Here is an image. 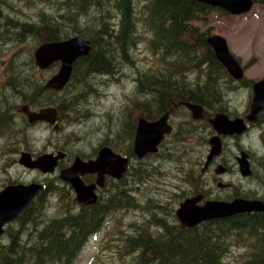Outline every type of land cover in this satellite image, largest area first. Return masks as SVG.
<instances>
[{"label":"rangeland","instance_id":"1","mask_svg":"<svg viewBox=\"0 0 264 264\" xmlns=\"http://www.w3.org/2000/svg\"><path fill=\"white\" fill-rule=\"evenodd\" d=\"M61 1L4 0V16L0 19V103L5 102L7 107L14 108L11 110L13 114L17 112L14 117L7 120L6 129L0 133L5 134L0 138V191L10 183L38 182L44 185L52 183L59 187L57 192L46 194L48 203L43 209V215L47 220L61 218L68 212L75 216L79 208L70 204L71 196L66 190L67 184L59 181V171L46 174L38 169L26 167L19 163L21 152L25 149L31 151L34 156H38L45 152L57 153L56 151L61 149L63 152H79L81 155L88 156L94 150L97 151L103 148L102 146L109 145L119 153L130 155L134 137L130 135V129L125 125L136 123L139 116H142L139 108H136L137 102L145 101L150 97L149 92L139 90L136 79L140 73L158 70L160 66L159 56L149 46L150 40L154 38V32L145 21V0H134L136 9L140 13H138L140 15L139 32L143 33L145 38L133 50V62L118 61L119 67L115 76L92 75L88 80L93 88L83 87L82 83L76 80L66 89L56 91L53 95L55 104L46 100L51 94H45L42 98L48 101V104L45 103L47 106L56 107L59 102L68 104L62 112L57 107L62 117L56 122L59 125L58 128L55 127L56 124H48L49 122L27 124L25 118L19 113L18 107L21 105L19 96L12 90V86H9L10 73L18 72L28 75L32 80L42 82L44 87L59 66L47 70L37 69L34 51L41 44L39 39L33 36L22 35L21 37V34L17 33V30H21L20 27L13 28L9 25V20L21 22L39 20L38 14L42 10L51 14L60 12ZM113 14L116 15L117 11H113ZM53 15L56 16V14ZM97 16L98 14L94 12L84 15L81 19L82 26H97L100 22L97 21ZM112 21L117 23L118 19ZM192 23L200 32L210 29L209 35L224 36L230 50L240 59L245 68V76L241 80H236L228 74L220 73L218 76L217 73H213L222 89L221 100L214 102L215 104L212 103L214 108L211 107L212 110L206 113L212 117L218 111H225L231 117L245 115L250 109L253 84L264 77V0L255 2L253 8L245 14H225L210 10L205 14L204 19L197 18ZM9 26L11 30H8ZM66 31L68 33V30ZM67 35L63 34L65 37L62 39L67 38ZM205 65L199 72L196 70L185 74L184 79L189 87H193L199 81L196 80L199 73H201L200 81L204 82L207 79L209 68ZM75 84L79 87L77 88ZM175 102L178 101H174L172 105ZM41 108L43 107L37 104L32 110ZM220 108L223 110H217ZM260 118L261 120L259 119L260 121L244 135L227 138L222 156L203 172L206 157L210 151L209 139L216 132L208 119H194L187 107H174L170 118L174 131L166 138L160 152L143 159H138L133 153L132 157L135 160L128 174L119 181L118 189L129 188L138 206L110 212L102 227L96 234L88 236L77 256L67 264L134 263L137 252L133 251L127 255L125 251H121L123 248L127 249L126 235L137 234L136 226L148 227L155 235L163 233V227L154 222L153 214H157L168 225L176 226L180 230L181 226L176 216L180 202L199 193H204L207 199H230L236 196L264 198V110ZM189 127L193 130L192 133L185 131ZM3 145L6 147L5 150ZM243 150L250 154L254 173L248 178L240 173L236 159ZM220 164L229 166V170L225 173H217L216 169ZM219 182L231 183L232 186L229 189H223L219 187ZM113 183L111 182L112 185ZM108 187H111L113 192L110 188L109 192L105 193L106 198L114 191H118L112 186ZM66 216L69 217L68 214ZM70 220H72L71 217H69ZM29 223V221L16 220L10 224V226H16V231L21 229L22 243H29L31 235H39L44 228L38 224L35 230L34 225ZM7 236L4 238L8 239ZM4 238L1 240L3 241ZM252 250L249 239L244 241L243 238L234 236L228 241L224 262L249 264V252ZM1 261L0 259V263ZM50 263L62 264L59 260Z\"/></svg>","mask_w":264,"mask_h":264},{"label":"trees","instance_id":"2","mask_svg":"<svg viewBox=\"0 0 264 264\" xmlns=\"http://www.w3.org/2000/svg\"><path fill=\"white\" fill-rule=\"evenodd\" d=\"M259 1L261 0H255ZM144 3L145 21L154 32V38L150 40L149 46L159 56L160 66L158 70L140 73L136 79L139 90L150 93L147 100L137 102L136 108H139L142 116L145 115L149 119H155L169 109L171 112L174 111L172 105L174 101H191L205 105L206 111L209 112L214 108L212 103L221 100L222 91L219 80L213 73H217L218 76L220 73L232 76L216 58L213 48L207 42L211 30L200 32L192 22L197 18L204 19L210 10L229 13L197 0H145ZM3 11L4 0H0V19L4 16ZM59 11L51 14L42 10L38 14L39 20L21 22L10 19L9 25L17 29L20 27L21 30H17V33L21 34V37L33 36L39 39V43L62 40L65 37L63 34H68L67 38L76 33L89 38L93 48L87 56L81 57L75 63L69 85L78 80L83 87L93 88L88 80L92 75L115 76L118 72V61L133 62V50L139 42L144 41L145 35L139 32L140 15L134 0H62ZM113 11H117V14L114 15ZM91 12L98 14L96 19L100 21L99 24L82 26L81 19ZM117 19V23H113L112 20ZM10 26L7 27L8 30H11ZM203 65L209 68L207 79L204 82L200 81L199 73L196 77L199 81L193 87H189L184 79L185 74L196 70L199 72ZM10 74L9 86L19 90L16 92L17 96L31 98L30 93L28 95L29 90L43 88L42 82L32 80L28 75L18 72ZM75 85L79 87L78 84ZM44 92H32L41 98L38 102L40 106L45 105L42 98L45 97ZM23 102L31 103L28 99H24ZM67 105L59 102L57 107L62 112ZM136 125L137 121L125 125L133 137ZM185 130L193 132L190 128ZM51 186L56 190L59 188L51 183L48 189ZM46 194L45 192V195L37 197L17 219L19 222L29 221L35 230L38 224L44 226L41 233L32 234L29 243H22L21 229L16 231V226L8 225L4 235L0 237L2 260L0 264H51L50 262L57 260L67 264L77 256L88 236L102 227L110 212L138 206L136 198L130 194V189L125 187L114 191L106 205L98 203L93 206L94 210L82 209L76 220L69 212L67 214L72 219L70 221L67 214L58 219L47 220L43 215V209L48 203ZM101 206L104 208L101 209ZM80 219L81 224L88 223L89 227H86L78 238L75 234L79 233L81 227L76 223ZM153 220L163 227V233L155 235L148 227L136 226L137 234L126 235L127 249L123 248L121 251H125L127 255L133 251L137 252L134 263L129 264H226L224 257L228 241L234 236L249 239V246L253 249L249 252V264H264V212L209 220L203 222L202 226L200 224L199 228L197 226L196 229L182 231L176 226L168 225L157 214H153ZM6 235L8 239L10 237L9 244L8 239L4 238ZM121 257L123 258V254Z\"/></svg>","mask_w":264,"mask_h":264},{"label":"water","instance_id":"3","mask_svg":"<svg viewBox=\"0 0 264 264\" xmlns=\"http://www.w3.org/2000/svg\"><path fill=\"white\" fill-rule=\"evenodd\" d=\"M207 5L224 9L231 14L240 15L249 12L255 0H198ZM207 42L213 48L216 58L225 66L229 74L236 80H241L245 76V68L239 58H237L229 48L227 39L219 34L209 35ZM93 48L92 41L82 35H73L69 38L41 43L34 51L35 65L40 70H47L54 63H59L58 71L49 77L45 88L61 91L70 82L75 63L84 56H87ZM184 104L193 114L194 119L205 117L204 106L189 101L176 103ZM30 123L47 121L56 124L60 119L57 107H43L39 110H31L28 105L23 107ZM264 110V78L254 82L253 97L250 104L246 120L241 117L231 118L226 112H217L209 119L215 130V134L209 139L210 151L206 157L203 172L206 171L213 160L219 157L224 149L223 137L229 135L244 134L249 123H256ZM169 112H165L159 118L150 120L140 117L137 123L134 136V152L138 159H143L148 154L159 151L160 144L167 135L173 131V125L169 121ZM59 127L58 124L55 125ZM66 152H47L38 155L36 158L28 152H22L19 163L22 165L39 169L43 173L53 174L56 172L58 162L63 159ZM239 170L242 176L248 177L253 174L250 163V154L243 150L237 156ZM129 157L115 152L111 147L101 148L94 159L87 161L77 156L74 163L62 169L59 177L70 182L77 193L78 200L86 204L95 203L97 195L95 193L96 184H85L81 175L86 173H98L97 184H104L105 174H110L117 179H122L127 172ZM226 170L223 164L216 169L217 173ZM222 186V185H220ZM44 192V185L38 182L8 184L0 191V236L5 232L8 224L16 221L32 204V202ZM204 194L188 197L182 201L176 210V215L183 227H194L200 223L222 217H229L254 211L264 212L263 199H247L237 197L231 201L222 199H211L203 201Z\"/></svg>","mask_w":264,"mask_h":264},{"label":"flooded vegetation","instance_id":"4","mask_svg":"<svg viewBox=\"0 0 264 264\" xmlns=\"http://www.w3.org/2000/svg\"><path fill=\"white\" fill-rule=\"evenodd\" d=\"M59 66V63H54L50 68H52V67H56V66ZM59 68V67H58ZM56 73V72H55ZM54 73V74H55ZM52 76V75H51ZM66 89V88H65ZM12 90L13 91H15V92H17V91H19V90H17V89H14V88H12ZM40 91H42V92H44L45 94H51L50 95V97H49V101H54V98H53V95L54 94H56V91L57 90H55V89H51V88H45V87H43L42 89H40V90H36V89H32V91L31 90H29V92H28V95H29V93H30V97L31 98H24V97H22L21 95L19 96V99H20V101H21V105L18 107L19 108V113H21V115L25 118V122L27 123V124H31V125H33V124H39V123H47V121H38V122H35V123H30L29 121H28V118H27V116H26V114L23 112V107L24 106H26V105H28L29 107H30V109L32 110V108H34L37 104H38V102L40 101V97H36V95H34L33 93L34 92H40ZM33 92V93H32ZM31 93L33 94V96L31 95ZM41 95V94H40ZM24 99H28L31 103H28V102H23L24 101ZM47 100V99H46ZM48 101H45L44 102V104L46 103V104H48L47 103ZM179 102H181V101H178V102H175L174 103V107H177V106H185L184 104H180V105H178V104H176V103H179ZM45 106H47V105H44V106H42V107H45ZM49 106H54V105H49ZM49 106H47V107H49ZM56 107H57V105H56ZM186 107V106H185ZM11 110H14V108H11V106H9V107H7L6 106V104H5V102H2V103H0V133H3L4 132V130L6 129L5 127H6V124H7V120H9V119H11V117L13 116H15V114L17 113H15V114H13V111H11ZM39 110V109H38ZM37 111V110H36ZM190 113H191V116H192V118H193V114H192V112L190 111V110H188ZM166 112H169V114H170V116H169V121H170V118H171V115L173 114V111L171 112L170 111V109L169 110H167ZM207 111H206V108L204 109V113H205V119H208V122H209V119L210 118H212V116H208V113H206ZM218 112H225V111H218ZM165 113V112H164ZM163 113V114H164ZM217 113V112H216ZM215 113V114H216ZM263 113V112H262ZM262 113H261V116H262ZM215 114H214V116H215ZM228 114V113H227ZM162 115V114H161ZM161 115H159L158 117H156L155 119H157V118H159ZM229 115V114H228ZM246 115H247V113L245 114V115H237V116H234V117H231V115H229V117H231V118H236V117H241V118H244L245 120H246ZM7 116H9V117H7ZM260 116V117H261ZM61 115H60V119H59V121L61 120ZM148 118V117H147ZM203 118V119H204ZM149 119V118H148ZM155 119H150V120H155ZM260 120H261V118H260ZM259 120V121H260ZM258 121V122H259ZM247 123H248V121H246ZM257 122V123H258ZM60 123V122H59ZM170 123H171V121H170ZM210 123V122H209ZM257 123H255V124H251L250 126H249V128H248V130H247V132L250 130V128L253 126H255ZM48 124H50V123H48ZM172 124V123H171ZM173 125V124H172ZM211 125V124H210ZM212 126V125H211ZM136 127H137V125H136ZM136 127H135V132H136ZM173 131H174V125H173ZM173 131H172V133H173ZM171 133V134H172ZM246 133V132H245ZM170 134V135H171ZM2 135H5V134H0V138H2ZM135 135V134H134ZM242 135H244V134H242ZM169 135H167L166 136V138L168 137ZM234 136H241V135H229V136H225V137H223V141H224V149H223V152H222V154L224 153V151H225V140L227 139V138H229V137H234ZM166 138H165V140H166ZM164 140V141H165ZM164 141L160 144V146H159V151L158 152H160V149L162 148V145H163V143H164ZM9 144H11V143H9ZM104 146H109V145H104ZM104 146H102V147H104ZM111 147V146H110ZM3 148H4V150H5V146L3 145ZM112 148V147H111ZM132 152L130 153V155H128L127 153H124L123 155H125V156H127V157H129V159H130V163H129V166H128V169H127V172L125 173V174H127L128 173V171L130 170V168H131V166H132V163L134 162V157H132V154L134 153V155H135V152H134V147H133V145H132ZM113 149V148H112ZM99 150H100V148L97 150V151H93L92 153H90V154H88V156H84V155H81L79 152H74V153H72V152H67V151H65L66 152V155H65V157L63 158V159H60L59 160V162H58V166H57V168H56V172L55 173H57L58 171L60 172L62 169H64V168H67V167H69V166H71L73 163H74V161H75V159H76V157L77 156H80L83 160H85V161H87V160H89V159H94V158H96L97 157V155H98V152H99ZM114 150V149H113ZM25 151H28V150H23L22 152H25ZM60 151H62V150H60ZM115 152H118V151H116V150H114ZM21 152V153H22ZM28 152H30L32 155H33V153L31 152V151H28ZM56 152H59V150L58 151H56ZM157 152V153H158ZM46 153V152H45ZM119 153V152H118ZM157 153H155V154H157ZM122 154V153H121ZM154 154V155H155ZM222 154L219 156V157H221L222 156ZM149 155H153V154H148L147 156H145L144 158H146V157H148ZM136 156V155H135ZM33 157L34 158H36L37 156H34L33 155ZM137 157V156H136ZM218 159V157L217 158H215L214 160H213V162L210 164V166H209V168L214 164V162H216V160ZM236 159H237V156H236ZM208 168V169H209ZM225 168H226V170L224 171V172H222V173H225L227 170H229V166H225ZM254 174V173H253ZM252 174V175H253ZM251 175V176H252ZM97 176H98V173H86V174H84V175H81V177H82V179H83V181L85 182V184H96V186H95V193H96V195H97V201L95 202V203H91V204H86V203H84V202H81V201H79L78 200V196H77V193H76V191L74 190V188L72 187V185L70 184V182H68V181H65V180H63V179H61L60 177H59V181H62V182H64V183H66L67 184V187H66V190H68V193L70 194V196H71V205H73L74 207H78L79 208V212H77V213H75V214H77V215H75L73 218H74V220H76V218L77 217H79L78 215H79V213L82 211V209H91V210H94L95 209V207H93V206H95V205H97L98 203H101V204H103V205H106V203L108 202V199L110 198V197H112V195L110 194L109 195V197L108 198H106L105 197V193L106 192H109V189L111 188V187H108V186H112V187H114V190H116V189H118V187H119V185H120V183H119V181H121V179H117V178H115V177H113V176H111V175H109V174H106L105 175V179H104V184L103 185H98L97 184ZM251 176H248V177H251ZM248 177H246V178H248ZM111 182H114L113 183V185L111 184ZM54 185V184H53ZM220 185H222V186H220ZM50 185L48 184V183H46L45 185H44V187L46 188V193H48V192H57V190H56V188L54 187V189H53V186H51V188L50 189H48V187H49ZM55 186V185H54ZM231 186H232V184L231 183H223V182H219V187H221V188H223V189H229V188H231ZM111 192H113L112 191V188H111ZM204 194V193H203ZM43 195H45V193L43 194ZM42 196V195H41ZM41 196H39V197H41ZM237 197H244V196H236V197H233V198H219V199H222V200H228V201H231V200H233V199H235V198H237ZM244 198H247V199H263L264 200V198H262V197H244ZM37 199V198H36ZM73 200V201H72ZM206 200H211V199H207L206 197H205V195H204V197H203V201H206ZM181 203V202H180ZM101 209H103L104 207L103 206H101L100 207ZM71 213V212H70ZM71 214H73V213H71ZM177 220H178V217H177ZM83 222V221H82ZM178 223L180 224V226H181V231L182 230H184V229H189V230H193V229H196V227L197 226H194V227H183V225L179 222V220H178ZM104 224V221H103V223H102V225ZM76 225L77 226H80L81 228H80V231H79V233H76L75 235H77L78 236V238L79 237H81V235H82V232H83V230H85V228L86 227H89L88 225V223H84L83 222V224H81V219L79 220V222H77L76 223ZM82 225V226H81ZM95 232H97V231H95ZM95 232H93V233H95ZM72 247H73V245H72ZM68 251V250H67Z\"/></svg>","mask_w":264,"mask_h":264},{"label":"bare ground","instance_id":"5","mask_svg":"<svg viewBox=\"0 0 264 264\" xmlns=\"http://www.w3.org/2000/svg\"><path fill=\"white\" fill-rule=\"evenodd\" d=\"M8 1V0H7ZM136 1V0H135ZM198 1V0H197ZM199 2H201V1H199ZM202 3H204V2H202ZM224 10V9H223ZM224 11H226V10H224ZM226 12H228V11H226ZM229 13V12H228ZM221 63V62H220ZM222 64V63H221ZM223 65V64H222ZM224 66V65H223ZM225 67V66H224ZM17 84V83H16ZM189 102H191V101H189ZM194 103V102H193ZM201 105V104H200ZM221 106V105H220ZM7 117H9V116H7ZM140 117H142V116H139V118ZM143 117H146V116H143ZM139 118H138V120H139ZM147 118V117H146ZM138 120H137V123H138ZM12 122V121H11ZM190 128V127H189ZM187 129V128H186ZM186 131V130H185ZM200 132V131H199ZM202 132V131H201ZM190 133V132H189ZM192 133V132H191ZM187 134V133H186ZM203 134V133H202ZM3 136V135H2ZM7 136V135H6ZM195 136V135H194ZM200 138V137H199ZM25 139V138H24ZM8 141V140H7ZM10 142V141H9ZM177 142V141H176ZM8 143V142H7ZM127 143V142H126ZM14 144V143H13ZM184 144V143H183ZM119 145V144H118ZM14 149V148H13ZM177 149V148H176ZM25 150V149H24ZM61 150V149H60ZM20 153V152H19ZM130 163V162H129ZM143 167V166H142ZM132 168H134V167H132ZM31 169H35V168H31ZM39 170V169H38ZM106 175V174H105ZM110 175V174H109ZM112 176V175H111ZM104 179H105V177H104ZM133 182V181H132ZM10 184H17V183H10ZM126 186V185H125ZM129 187V186H128ZM46 192V188L44 187V192H43V194ZM42 194V195H43ZM53 195V194H52ZM65 201V200H64ZM73 201V200H72ZM45 204V203H44ZM68 206V205H67ZM30 207V206H29ZM70 207V206H69ZM124 213V212H123ZM53 215V214H52ZM51 215V216H52ZM54 216V215H53ZM8 225H10V224H8ZM7 225V226H8ZM7 226H6V228H7ZM6 228H5V231H6ZM5 233V232H4ZM4 233L1 235V236H3L4 235ZM69 233V232H68ZM94 234H96V233H93L92 235H94ZM91 235V236H92ZM0 236V237H1ZM245 241V240H244ZM256 252V251H255Z\"/></svg>","mask_w":264,"mask_h":264}]
</instances>
